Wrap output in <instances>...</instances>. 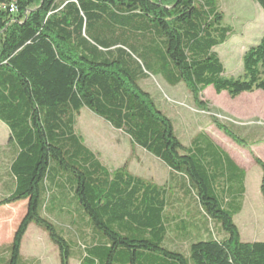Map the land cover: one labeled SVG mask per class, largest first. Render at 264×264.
<instances>
[{
  "label": "trees",
  "instance_id": "16d2710c",
  "mask_svg": "<svg viewBox=\"0 0 264 264\" xmlns=\"http://www.w3.org/2000/svg\"><path fill=\"white\" fill-rule=\"evenodd\" d=\"M254 1L264 12V0ZM0 6V122L10 141L0 207L26 202L12 241L0 247V264H22L32 223L56 246L60 264H264V241H243L234 222L245 170L203 131L182 141L145 86L160 76L184 85L203 107L208 87L231 98L264 93V35L245 50L242 74L227 77L215 47L234 32L217 0ZM82 108L161 161L167 183L104 165L76 133ZM213 121L236 143H254L232 122ZM254 159L264 201V161ZM48 209L66 218V237L43 215Z\"/></svg>",
  "mask_w": 264,
  "mask_h": 264
},
{
  "label": "rangeland",
  "instance_id": "374dc122",
  "mask_svg": "<svg viewBox=\"0 0 264 264\" xmlns=\"http://www.w3.org/2000/svg\"><path fill=\"white\" fill-rule=\"evenodd\" d=\"M217 5L223 13V23L234 33L227 42L215 47V51L224 66V75L237 77L242 74L245 50L264 35V12L254 0H217ZM145 86L173 119L182 141L187 142L191 136L203 131L244 168L245 193L241 199L242 209L234 216V222L243 241H264V201L259 190L261 170L254 159L259 157L264 161V93L255 91L231 98L226 92L216 94L208 87L201 93L203 107L194 102L184 85L169 86L160 76H150ZM213 118L232 122L236 133L250 132V139L255 137L256 141L247 146L236 143L216 127ZM75 130L109 169L125 167L148 181L167 183L169 171L161 161L133 145L124 133L113 129L87 109L82 108L75 114ZM9 144V131L0 122V196L6 193L3 187L9 178ZM25 210V201L0 207V247L12 241ZM43 215L67 236L65 223L61 224L66 220L64 216L61 220L58 213L50 209ZM70 244L73 248L74 245ZM21 257L22 264H60L56 246L34 223L28 226L23 237ZM69 264L78 262L71 260Z\"/></svg>",
  "mask_w": 264,
  "mask_h": 264
},
{
  "label": "crops",
  "instance_id": "0c3cea01",
  "mask_svg": "<svg viewBox=\"0 0 264 264\" xmlns=\"http://www.w3.org/2000/svg\"><path fill=\"white\" fill-rule=\"evenodd\" d=\"M255 138V137H254ZM255 141H256V139H254ZM254 141V142H255ZM224 149V148H223ZM225 151H227V150H225ZM228 152V151H227ZM228 154L230 155V153L228 152ZM231 156V155H230ZM232 157V156H231ZM233 159V158H232ZM234 160V159H233ZM235 161V160H234ZM236 162V161H235ZM237 163V162H236ZM238 164V163H237ZM239 165V164H238ZM240 166V165H239ZM240 167H242V166H240ZM243 168V167H242ZM244 169V168H243ZM245 176H246V172H245Z\"/></svg>",
  "mask_w": 264,
  "mask_h": 264
},
{
  "label": "built area",
  "instance_id": "2783aa9c",
  "mask_svg": "<svg viewBox=\"0 0 264 264\" xmlns=\"http://www.w3.org/2000/svg\"><path fill=\"white\" fill-rule=\"evenodd\" d=\"M0 8H1V6H0ZM10 10L11 11L14 10V7L12 5H10Z\"/></svg>",
  "mask_w": 264,
  "mask_h": 264
}]
</instances>
